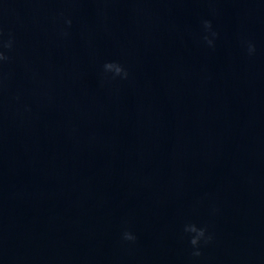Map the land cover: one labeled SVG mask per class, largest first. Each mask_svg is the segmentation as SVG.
<instances>
[{"label":"water","instance_id":"1","mask_svg":"<svg viewBox=\"0 0 264 264\" xmlns=\"http://www.w3.org/2000/svg\"><path fill=\"white\" fill-rule=\"evenodd\" d=\"M0 26V264H264V0H0Z\"/></svg>","mask_w":264,"mask_h":264},{"label":"clouds","instance_id":"2","mask_svg":"<svg viewBox=\"0 0 264 264\" xmlns=\"http://www.w3.org/2000/svg\"><path fill=\"white\" fill-rule=\"evenodd\" d=\"M64 23L71 27L72 21L71 19H65ZM203 28L206 31H211L212 29V22L210 20H204L202 22ZM61 35L64 37H67L69 33L66 30H61ZM212 37H216L218 33L211 32ZM204 41L210 46L214 47L213 39H210L207 35L203 37ZM15 45V37L14 35L9 32L7 34V39H4V30L3 27L0 26V68L3 67V64L6 62H9L11 57L6 54V51L13 50ZM247 52L248 54L254 55L256 52L255 44L252 42H247ZM104 73H111V79H116L117 77L121 79H127L129 76V73L127 69L119 62H106L103 65ZM107 78V77H105ZM184 232L187 234H190V240L189 243L192 246V257H200L202 255L201 247L208 245L211 243L213 237L212 235L208 234L207 227H197L195 223H189L184 226ZM137 237L133 235L132 232L125 230L122 234V240L123 241H129V242H135Z\"/></svg>","mask_w":264,"mask_h":264}]
</instances>
